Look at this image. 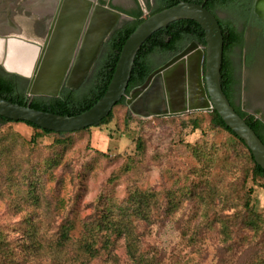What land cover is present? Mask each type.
Instances as JSON below:
<instances>
[{"label": "rangeland", "instance_id": "1", "mask_svg": "<svg viewBox=\"0 0 264 264\" xmlns=\"http://www.w3.org/2000/svg\"><path fill=\"white\" fill-rule=\"evenodd\" d=\"M114 2L127 9L132 5L130 0ZM138 2L146 5V0ZM217 13L241 28V19L236 22L234 13ZM254 37L247 35L242 52L235 50L232 59L243 97L242 109L264 123V52ZM247 54L252 65L248 70L243 67ZM154 60L159 63L162 59L155 56ZM25 96L33 98L26 91ZM193 120L199 125L194 131ZM7 130L26 140L32 134L24 124L0 128V132ZM53 137L38 139L37 147H18V160L28 159L23 169L36 157L50 155L46 148ZM64 137L69 138L61 161L64 165L45 171L43 176L41 169L35 168L42 178L40 203L30 200L22 174L10 168L9 162H0V232L16 253L10 264H133L122 239L112 237L107 245L100 238L94 259L82 255L77 243L84 218L95 215L102 203H120L132 190L152 191L158 196L147 221L132 216L127 221L140 240L139 251L157 261L149 264H251L264 256V181L251 180L247 153L211 124L207 110L143 118L126 105L113 110L108 124ZM137 141L141 142L140 148ZM195 145L212 150L209 161L199 160L201 157L197 159L190 152L188 146ZM57 179L58 193L54 192ZM173 191L185 195L176 211L169 213L166 195ZM248 195L252 209L260 215V229L255 232L234 227L232 219L225 241L218 220L242 210ZM65 217L74 227L72 240L57 247L54 233L68 222L63 220ZM29 218L38 223L43 245L27 255L19 244L24 242L21 231Z\"/></svg>", "mask_w": 264, "mask_h": 264}, {"label": "trees", "instance_id": "2", "mask_svg": "<svg viewBox=\"0 0 264 264\" xmlns=\"http://www.w3.org/2000/svg\"><path fill=\"white\" fill-rule=\"evenodd\" d=\"M179 1H185L196 4H203V7L215 16L219 10H226L237 15L236 22L240 23L241 7L233 5V0H208L203 3V0H158L157 3L150 7V12L145 17H140V8L135 11L125 12L118 9L129 17V20L123 21L113 29L107 42L104 45L103 52L100 54L96 65L91 70L82 85L76 90H70L65 87L61 89L58 96L52 97H33L27 98L25 91L27 87V80L19 76L8 74L0 69V98L16 103L20 106H28L32 109L42 112L53 113L56 115L76 116L91 108L105 93L107 86L112 78L116 62L118 60L122 46L126 39L135 30V28L151 15L176 5ZM217 18V17H216ZM222 37H223V53L221 64V89L229 104L234 111L241 117L245 123L253 130L255 135L264 144V124L254 118L252 115L245 113L239 105L235 104V100L239 95V80L236 76V68L232 59L233 52L239 50L240 53L244 48V39L242 31L231 20H223L217 18ZM195 42L198 46L203 47L204 33L200 25L189 19L175 21L164 28H161L149 36L141 45L135 58L131 69L130 78L127 83L125 94L119 102L112 108L111 112L105 117L98 126L108 124L112 119L113 110L117 107L126 106L125 98L129 93L141 86L146 80L147 76L158 67L162 66L173 56L180 53L186 48L189 43ZM155 56H159L162 60L156 63ZM249 58H246V60ZM210 116V122L215 128H219L226 132L236 143H238L247 153L250 161V178L253 182L264 181V170H262L253 160V157L240 140L224 122L221 120L215 110H207ZM7 124H24L32 130V134L28 140L21 137L13 130L0 132V162H9V167L14 171L22 174L28 183V186H23L28 190L29 198L33 203H40L42 199L41 182L42 178L39 176L35 168L41 169V176L49 169H58L64 165L61 162L63 159V151L69 144V138L63 135L70 136L72 133H55L48 130H43L37 126L23 121H12L0 117V128ZM193 131L198 129L199 125L195 120L191 121ZM86 128L76 133H81L89 130ZM54 135L52 142L47 146L46 151L50 152L45 158H35L34 161L29 162L27 168L23 169L24 162H28L27 157L23 160H18L16 151L18 147L38 146V139ZM140 143L137 141V146L140 148ZM190 152L199 160L209 161L212 151L201 146H188ZM198 147H201L202 152ZM22 148V149H23ZM33 153V150H29ZM25 155V150H24ZM19 162H23L22 164ZM211 163V162H208ZM205 167V166H204ZM203 167V168H204ZM54 192L59 191V179L56 180ZM39 190V191H38ZM203 191L199 192V197H202ZM185 192H169L166 195L167 207L169 213H174L179 207V204L184 199ZM190 195V193L188 194ZM158 200L157 194L152 191L132 190L127 193L125 198L118 204L112 202L102 203L97 207L95 215L91 214L82 221L84 222L82 235L77 241L78 248L82 255L88 259H94L98 255V250L95 247L100 238L104 239L107 245L110 244V239L113 237L118 240H123L124 248L128 258L133 264H149L157 262L155 259L149 258L139 251L140 240L137 238L127 221L130 216L136 217L140 221H147L153 207ZM61 201V200H57ZM242 210L233 213L232 215H224L223 220H218L221 224L220 234L225 241L229 239L228 227L231 225V220H234V227H245L252 231L260 229L261 218L260 215L252 209L249 201V195L246 196L242 204ZM230 207H228L229 209ZM230 219L229 223L225 220ZM68 221L67 217L63 219ZM24 228L21 231V240L23 243L19 244V248L23 253L27 254L36 249L42 248L41 230L35 219H26ZM74 227L72 222L68 221L65 225L57 227L55 236V246H64L71 242L70 233ZM107 245H105L107 247ZM105 248V247H104ZM15 251L11 250L9 240L5 234L0 232V264H10L11 257L15 256ZM251 264H264V256L258 257L256 262Z\"/></svg>", "mask_w": 264, "mask_h": 264}, {"label": "water", "instance_id": "3", "mask_svg": "<svg viewBox=\"0 0 264 264\" xmlns=\"http://www.w3.org/2000/svg\"><path fill=\"white\" fill-rule=\"evenodd\" d=\"M91 7L92 3L88 0H61L42 47L15 39L18 45L34 48L28 75L9 71L0 62L4 72L28 80L26 94L32 97L55 98L62 86L70 90L78 89L89 75L102 44L121 17L110 9L97 6L91 11ZM63 15L80 16V26L74 32L72 49L54 53L53 40L63 31V25L69 24L71 20H61L59 16ZM87 17V29L74 56L73 47ZM183 19L193 20L200 25L204 33V46L191 42L180 53L153 70L141 86L130 92L126 105L134 115L143 118L213 109L225 126L242 140L254 162L264 170V144L234 111L222 92L220 70L223 37L216 17L203 4L179 1L140 23L122 46L105 93L87 111L76 116L56 115L0 98V117L28 122L55 133H73L97 127L125 94L134 58L141 45L157 30ZM65 31L71 35L73 29ZM8 40L0 37L1 58L6 55Z\"/></svg>", "mask_w": 264, "mask_h": 264}, {"label": "flooded vegetation", "instance_id": "4", "mask_svg": "<svg viewBox=\"0 0 264 264\" xmlns=\"http://www.w3.org/2000/svg\"><path fill=\"white\" fill-rule=\"evenodd\" d=\"M60 1L61 0H0V37L13 41H15V39L23 40L32 45L42 47L47 38V34L52 24L55 11ZM88 1L92 3L91 11L94 7L98 6L119 13L121 17L118 23L120 24L121 22L125 21V19L129 20V17L126 14L119 11L118 9H121L122 11L125 12H131V11H135L137 8H140V12H141L140 17H145V15H147L150 12V7H153L158 0H153V1L146 0V5L139 3L138 0H130L132 5L128 9L123 6H120L119 4H116L114 2L115 0H88ZM206 1L208 0H203V3H205ZM232 4L242 6L240 10L241 28H238V30L242 31L244 45H246L247 35H254L255 36L254 38L257 39V47L260 49L261 52H264V0H233ZM82 11L83 8L81 7L80 12ZM217 12L215 13V17L221 19ZM59 18H61V20L67 18L72 20V21L70 20L69 24L65 23L63 25L64 26L63 31H61L57 35V38L53 40L54 42L52 45L53 46L52 51L63 53V52H68L70 49H72V43L75 38L74 32L80 26L81 17L78 15H75L73 17L68 15L67 16L63 15V16H59ZM117 24L113 27V29L117 26ZM87 25H88V17L83 23L81 33L76 39L77 43L75 47H73L74 56L79 50L80 44L83 40L84 34L87 29ZM69 28L70 30L73 29L71 35H69V31H65V29L67 30ZM113 29L111 30V32L113 31ZM111 32L109 33L108 37L102 44L98 56L92 66V69L96 65V62L98 61L100 54L103 52L104 45L107 42V39L109 38ZM246 58L249 59L246 60ZM246 58H245V62L243 63L244 65L243 67H245V69L248 70L249 67L252 66L251 58L249 57L248 54ZM72 64L73 63H71V65ZM0 69L2 70L3 68H1L0 66ZM27 85H28V80H27ZM63 87L64 86H62L61 89ZM129 95L125 98V101L129 98ZM242 101H243V97L240 91L239 95L235 100V104L239 105L241 109L243 104Z\"/></svg>", "mask_w": 264, "mask_h": 264}, {"label": "bare ground", "instance_id": "5", "mask_svg": "<svg viewBox=\"0 0 264 264\" xmlns=\"http://www.w3.org/2000/svg\"><path fill=\"white\" fill-rule=\"evenodd\" d=\"M5 54V57L1 58L0 56V62L4 64L7 70L24 76L28 75L35 54L34 48L18 45L15 41L8 40Z\"/></svg>", "mask_w": 264, "mask_h": 264}]
</instances>
